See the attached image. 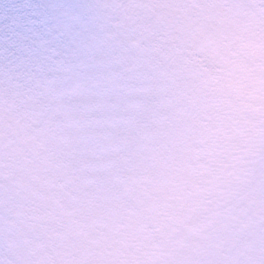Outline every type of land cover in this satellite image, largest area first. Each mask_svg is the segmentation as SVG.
Here are the masks:
<instances>
[{
	"label": "clouds",
	"instance_id": "clouds-1",
	"mask_svg": "<svg viewBox=\"0 0 264 264\" xmlns=\"http://www.w3.org/2000/svg\"><path fill=\"white\" fill-rule=\"evenodd\" d=\"M0 264H264V0H0Z\"/></svg>",
	"mask_w": 264,
	"mask_h": 264
}]
</instances>
